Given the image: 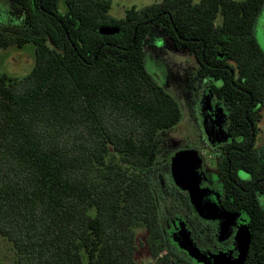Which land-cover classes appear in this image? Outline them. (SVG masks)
<instances>
[{"label": "trees", "instance_id": "trees-1", "mask_svg": "<svg viewBox=\"0 0 264 264\" xmlns=\"http://www.w3.org/2000/svg\"><path fill=\"white\" fill-rule=\"evenodd\" d=\"M17 2L21 18L0 23V52L33 43L35 64L23 77L0 71V236L15 264H142L140 230L148 264H196L168 248L152 181L159 133L182 118L146 66L157 29L197 59L230 113L218 175L225 204L249 216L245 264H264V152L251 144L264 109V0H162L122 19L110 15L112 0ZM242 169L246 194L229 184L242 186Z\"/></svg>", "mask_w": 264, "mask_h": 264}, {"label": "rangeland", "instance_id": "rangeland-1", "mask_svg": "<svg viewBox=\"0 0 264 264\" xmlns=\"http://www.w3.org/2000/svg\"><path fill=\"white\" fill-rule=\"evenodd\" d=\"M161 1L112 0L109 13L116 19H122L126 16V10L133 6L142 8ZM17 3V0H0L1 24L6 25L21 18ZM219 21L220 18L217 19V22ZM257 35L264 49V12L259 19ZM145 61L148 70L177 99L182 110L181 120L172 128L159 133L161 144L152 180L161 210V223L167 246L196 264H212L220 256L217 252L213 258L212 252L219 250L220 245L231 236L234 229L241 235L245 223L235 224V220L231 218L236 219L238 215L231 218L226 216L220 230L216 228L213 233L210 232V224L220 218H212L213 215L209 211L199 212L191 192L176 186L168 171L178 154L193 153L197 158L196 188L208 196L220 194L217 162L221 154L217 145L228 139L227 130L225 131L226 119L223 120L225 125L221 124L226 113L225 106L210 91L208 79L198 75L197 59L186 49H177L170 45L160 29L153 30L148 36L145 43ZM34 64L33 43L23 47L11 45L0 52V71L9 75L23 77L30 72ZM258 144L264 145V111ZM239 175L242 178L249 177L245 171H240ZM174 191L177 193L173 194ZM138 233L136 260L148 264L152 259L146 245V235L143 230ZM16 256L12 242L0 236V264H15ZM225 257L230 259L229 256Z\"/></svg>", "mask_w": 264, "mask_h": 264}, {"label": "flooded vegetation", "instance_id": "flooded-vegetation-1", "mask_svg": "<svg viewBox=\"0 0 264 264\" xmlns=\"http://www.w3.org/2000/svg\"><path fill=\"white\" fill-rule=\"evenodd\" d=\"M167 41H168V39H167ZM218 101H220V100H218ZM221 104H222V102H221ZM224 109H225L226 113H225L224 118H222L221 124H222V126H224L225 123L223 125V120L226 119L225 131L227 130L228 139L225 142L217 145V147L220 149V154H222L223 148L225 146H227V144H229L232 141V139H233L232 136L229 134V126H230V115L229 114L230 113L227 110V108L224 107ZM263 111H264V109L262 110V118H263ZM260 123H261V121H259V123H258V133H257V135L253 134V136H252L253 140H252L251 144L253 145V143H254V147L255 148H258L259 150H262L264 152V145L258 144V138H259V135H260ZM251 126H252V124H251ZM254 138H255V140H254ZM260 153H262V152H260ZM263 155H264V153H263ZM217 167H218V165H217ZM240 171L247 172L249 174V177L248 178L240 177V175H239ZM168 172L170 173V178L172 179L171 181H175L174 178H173L172 172H171V166H169V171ZM237 176L242 181V186L238 185L236 182H232V183H229V184H232L234 187H238L241 190L242 194H246V191L248 190V187H252L249 184V181L252 180L251 174H250L249 171H247L245 169H242V170H239L237 172ZM217 182L220 183V185H221V186H219L220 187V194L219 193H217V194L215 193L216 195L211 194V195L208 196L207 194L204 193V196H203V199H202L203 207H202L201 210H199L198 208L197 209H198L199 212H201V211L206 212L207 206L212 205V204L213 205H217L220 208L218 214L213 215V217H212V218H220V219H218L217 221H214L215 225L214 224H210L212 228H210V227L208 228L209 230H211L212 233L214 232V230L216 228H218L220 230V227L223 225V224H221L223 222V218L226 217V216L231 218V216L238 215V217L236 219L235 218H231V219L235 220V224L240 225L241 223H245V225H244V227L242 229V234L241 235H238L237 229H234L232 234H231V236L227 237V240H225L220 245L219 250L218 251H214L211 254V256L214 258L215 254L217 252H219L218 255L229 256L230 260H236L239 257L240 253H241L242 240L245 237H247V236L250 237V241H249V250H250L251 233L252 232H251L250 227L248 225V217L249 216H248L247 212L244 209L232 210V209H230V205L229 204H225L226 198H227V194L225 192V186L227 184L220 180L219 175H218V171H217ZM175 185L178 186L176 183H175ZM176 193H177L176 191L173 192V194H176ZM256 195H257L262 207L264 208V203H263L264 193H259L258 192ZM245 218H246V220H245ZM218 255H216V256H218ZM248 255H249V252H248ZM212 264H215V262H213Z\"/></svg>", "mask_w": 264, "mask_h": 264}, {"label": "water", "instance_id": "water-1", "mask_svg": "<svg viewBox=\"0 0 264 264\" xmlns=\"http://www.w3.org/2000/svg\"><path fill=\"white\" fill-rule=\"evenodd\" d=\"M101 32L104 34H113L118 32V29L115 27H102ZM197 166V158L193 153L190 152H182L178 154L173 161L171 162V172L175 183L183 189H188L191 192V196L193 198V202L199 210L202 209V199L204 193L201 192L195 186V171ZM220 208L217 205H209L207 206V210L212 215L218 214ZM249 241L250 237L247 236L242 240L241 244V253L236 260H230L227 257L220 255L215 261V264H244L248 252H249Z\"/></svg>", "mask_w": 264, "mask_h": 264}]
</instances>
